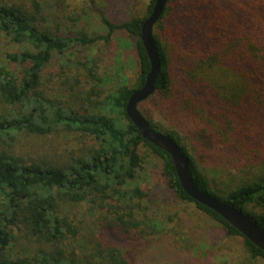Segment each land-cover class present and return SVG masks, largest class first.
<instances>
[{"label": "trees", "instance_id": "trees-1", "mask_svg": "<svg viewBox=\"0 0 264 264\" xmlns=\"http://www.w3.org/2000/svg\"><path fill=\"white\" fill-rule=\"evenodd\" d=\"M75 1L79 2L0 0V264H137L143 256L159 263L168 254L160 237L163 231L167 234L171 220L163 224L150 216L146 202L151 187L141 181L126 186L140 177L149 155L161 158L168 189L218 222L229 235L242 237L251 258L264 263L263 249L188 195L171 156L146 140L126 113L130 95L142 87L150 70L141 28L155 0H146L143 16L121 22L109 18L95 3H89L88 9L72 8ZM215 1L222 11H216ZM233 1H206L210 4L201 14V26L210 31V48L215 49L206 81L193 73L198 82L188 91L198 100L210 95L216 109L233 106L242 119L256 113L260 124L264 121L260 116L264 114V0ZM177 3L168 0L154 29L161 72L156 90L144 102L162 110L164 100L176 92L174 63L164 42L167 23L177 31V39L188 25ZM95 10L100 12L107 37L89 30L86 17ZM117 32L135 40L140 63L135 87L119 74L98 72L100 57L93 50L100 39L109 40ZM75 45L82 48L78 58L83 75L93 81L87 89L62 68L51 72L53 60ZM52 77L63 81L66 91L76 93L54 96L44 88ZM190 78L186 83L192 82ZM169 102L176 111L182 96ZM142 113L153 127L182 146L200 189L239 208L264 230V149L258 153L262 159L252 164L262 165L260 174L248 176L254 170L244 173L238 167L248 177L239 174L238 185L224 187L217 182L222 175L215 169L210 168L216 177L210 173L209 180L200 168L184 123L165 128ZM259 126V131L251 132L252 141L264 147V128ZM65 205H81L86 218L96 222L93 230L84 232L87 220L72 223Z\"/></svg>", "mask_w": 264, "mask_h": 264}, {"label": "rangeland", "instance_id": "rangeland-1", "mask_svg": "<svg viewBox=\"0 0 264 264\" xmlns=\"http://www.w3.org/2000/svg\"><path fill=\"white\" fill-rule=\"evenodd\" d=\"M206 1L178 0L177 4H180L181 14L186 18L185 21L188 25L185 24L183 34L177 39V31L171 26V22H168L167 35L164 40L174 63L171 68L175 76L176 92H172L174 95H171L168 100H164L163 110L165 112L159 106H152L150 102H144L141 105V107L143 106L141 110L165 128L173 125L178 126L179 122L184 123L188 131L190 151L200 168L209 180L210 173L215 177L214 172L220 173L222 178H217V182L224 187H229L238 185L240 175L246 178L261 173L259 170L263 169L262 165L258 163L252 166V164L262 159L258 153L264 147L253 143L254 138L251 132L259 131V125L264 128V121L259 124L256 113L247 114L242 119L236 116L237 114L234 112L236 109L233 106L227 105L216 109V106L210 103V95L209 99L206 98V95H202L198 100L189 92L188 88L193 89L194 83L198 82L194 80L193 73L195 77L206 81L205 77L208 76L206 69L210 68V53L215 49V47L210 48L208 38L210 31L201 26V14L204 13V9H207V4H210ZM227 1L235 3L233 0ZM89 3H95L99 10L102 7L105 14L117 22L130 19L133 16H143L146 10V0H79L77 3L76 1L72 3V8L88 9ZM214 6L216 11H222L217 5V1L214 2ZM171 18H173V14ZM86 19L89 30L93 31V34L108 36L99 11L91 12V16ZM179 19V17L175 18L176 21ZM85 22L86 20L83 24ZM96 47L97 50L93 51L100 57L98 72L119 74L126 78L131 87L137 85L140 73L139 55L135 48V40L130 34L117 32L109 40L100 39ZM81 50V47L75 45L64 55L55 58L52 62L51 72H59L62 68L67 75L80 80L82 86L87 89L89 84H93V81L86 79L79 65L78 53ZM176 57L179 60L175 59ZM188 78L192 82L186 83ZM47 83L44 88L54 93V96L67 97L69 93H76L75 91H66L64 82L57 78L52 77V81L49 80ZM104 88L108 89L109 87ZM227 88L229 90L230 84ZM180 96H182L183 103L181 107L178 106L177 110L173 111V105L169 106V101ZM242 109L243 107L239 110L242 111ZM260 116L264 119L263 113H260ZM237 125L241 128H238ZM237 128L239 133L234 131ZM64 136L67 138L68 135ZM36 138L38 139V137ZM51 151L53 150L48 153ZM140 153L142 155L147 153L144 147L140 148ZM238 167H241L244 173L251 170H254V173L243 176L237 171ZM162 168L161 158L149 155L140 177L126 182V186L141 181L143 186L145 184L151 187L148 189L150 200L147 202L145 200L150 216L158 217L163 224H167V218L171 220L170 224L168 223L167 234L163 231L160 237L162 243L166 244L168 248V254L161 257L157 264H264L262 260L251 258L249 248L242 237L229 235L218 222L168 189L161 174ZM210 168L216 171L212 172L213 170ZM64 208L70 213L72 223L80 224L81 221L87 220L84 232L93 230V224L96 222L92 223L91 218H86L88 216L83 214L84 210L81 205H65ZM147 256L152 258V255ZM150 261L143 256L137 264H155Z\"/></svg>", "mask_w": 264, "mask_h": 264}, {"label": "water", "instance_id": "water-1", "mask_svg": "<svg viewBox=\"0 0 264 264\" xmlns=\"http://www.w3.org/2000/svg\"><path fill=\"white\" fill-rule=\"evenodd\" d=\"M167 2L168 0H155L152 12L142 24L141 40L150 61V70L142 87L130 95L126 113L146 140L171 156L182 187L189 196L216 211L239 230L244 237L264 250V230L239 208L200 189L194 180L190 160L182 146L170 135L153 127L139 108L140 103L147 100L156 90L157 78L161 72V57L154 38V29L166 8Z\"/></svg>", "mask_w": 264, "mask_h": 264}]
</instances>
